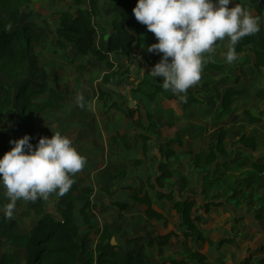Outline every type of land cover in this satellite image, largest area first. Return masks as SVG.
<instances>
[{
    "label": "crops",
    "instance_id": "1",
    "mask_svg": "<svg viewBox=\"0 0 264 264\" xmlns=\"http://www.w3.org/2000/svg\"><path fill=\"white\" fill-rule=\"evenodd\" d=\"M59 1L28 2L30 9L26 16H32V43L38 47H34L30 62L40 67L42 58L51 61L44 65L47 73L42 80L26 75L25 79L33 89L53 87L64 94V99L54 102L53 109L36 113L34 130L28 135L35 146L41 136L51 138L53 132L59 131L71 138L74 147L86 157L85 167L74 177L73 220L79 239L86 240L92 264H99L98 252L109 253L116 245L123 251L121 264H162L166 259L183 258L187 247L199 251L205 260L200 263L188 260L185 264H242L250 253H253L252 264H259L264 258V172L248 167L230 169L220 182L211 185L210 177L205 176L202 168L194 166L193 153L206 151L208 143L224 129L225 148L233 151L231 163H237L248 154L264 155V118L250 123L243 113L247 109L253 116L264 115V66L254 65L250 49L237 52L238 59L228 64L224 58L228 43L221 41L208 58L222 64V72L203 70L199 82L187 90L186 100L181 98L185 94H174L173 99L157 94L154 99L146 100L142 92L157 85L148 72L160 60L147 51L148 45L157 42L154 33L142 24L139 44L127 58L131 63L130 77L121 80L119 86L106 84L102 77L109 70L102 60L91 54L78 55L69 43L62 46L56 42L58 48L53 45V38L57 41L58 12L62 11L54 5ZM65 1L76 10L73 0ZM250 1L241 0L253 15L255 10L248 6ZM97 2L94 16L97 46L105 49L112 34L113 16L106 13L108 0ZM39 6L47 7L46 13L41 14L43 20L37 19L40 14L35 13ZM50 10H55V25L49 28L45 14L52 17ZM100 20L104 21L102 26L98 25ZM228 69L236 74L237 80L232 81L226 74ZM140 81H143L141 85ZM231 85L244 88L245 93L235 98L229 114L219 116L224 91ZM136 88L142 92L135 91ZM99 91H103L100 96ZM168 92L173 94L171 90ZM77 94H83L84 108L77 105ZM32 98L42 106L47 94L37 92ZM245 102L252 106L243 105ZM14 112L15 109L8 110L0 117L2 130L3 126L20 121ZM3 133L6 134L1 142L3 155L7 152L5 140L25 135L4 130ZM242 134L258 137L262 142L259 150L240 149L237 141ZM225 159L226 156L220 154L217 162ZM161 163L165 167H161ZM215 170L221 172L223 166L215 162L211 172ZM164 171L170 175L162 178V187H159L157 179ZM85 188L89 191L83 192ZM233 192L234 197L230 198ZM169 193L172 198L168 197ZM191 196L197 199L194 212L200 216L198 227L206 238L204 242L182 235L181 220L171 207L174 199ZM0 197L8 201L6 196ZM144 197L150 204L143 201ZM87 199L88 218H84L81 209ZM39 200L43 202V209L57 219L68 208L69 201L64 195ZM18 201L21 207L26 204L32 207L29 214L32 222L28 226L24 222L21 225L28 231L36 221L35 202ZM211 201L219 204H209ZM156 213L160 217L154 215ZM104 229L111 234L101 241L99 235ZM169 233L167 242L160 244L155 240Z\"/></svg>",
    "mask_w": 264,
    "mask_h": 264
},
{
    "label": "trees",
    "instance_id": "2",
    "mask_svg": "<svg viewBox=\"0 0 264 264\" xmlns=\"http://www.w3.org/2000/svg\"><path fill=\"white\" fill-rule=\"evenodd\" d=\"M29 0H0V14L3 10L8 13L7 20L0 19V72L9 77L10 84H7L5 94H3L2 86H0V117L10 108L16 106L19 114V122L12 126L5 125L3 130L12 134H28L34 130L35 115L39 111H48L53 109L54 102L64 99L62 91H58L53 87L47 89H33L29 81L25 79L26 69L31 58V44L33 37L30 28L22 29L17 27L20 14ZM77 6L76 10H62L58 12L59 23L55 29L57 42L60 45L71 44L78 55L91 54L95 58L103 61L109 72L105 73L102 80L106 84L119 86L120 81L130 77L131 63L127 61L128 56L138 46L139 35L141 34L142 23L138 22L133 14L137 0H108L106 13L112 15L111 31L112 34L108 38L105 49L97 46V29L94 23V16L98 9L97 0H73ZM251 8L255 10L254 16L260 18V31L254 35L245 36L235 46L237 52L250 49L254 54V65L257 68L264 66V0H251ZM9 22L15 24V27H9ZM228 46V45H227ZM227 48V47H226ZM214 53V52H213ZM212 54V53H211ZM114 55V57H110ZM155 58L161 59L162 54H155ZM210 54H205L208 57ZM126 59V60H125ZM214 70L222 72L223 65L208 61L203 70ZM157 85L152 90L142 92L140 88L135 91H141L149 100L155 98L157 94H161L167 99L175 98L174 94L162 88V79H156ZM237 80V77L232 81ZM11 82H20L18 87H13ZM143 81L139 82L141 85ZM207 83V82H206ZM37 92H46L47 99L41 106L32 96ZM245 93L244 88H237L234 85L227 87L221 101L220 115L229 114L232 111V104L236 97ZM103 91H99V96ZM185 95H189V91ZM130 111L127 112L129 114ZM243 113L248 117L250 123L261 122L264 115L259 114L253 116L249 110L245 109ZM225 130L221 129L214 141L208 143L207 150L204 152L193 153V163L197 168H202L206 177H210L209 184L213 185L222 179L226 170L248 167L258 173L264 172V155L258 157L252 154L244 156L237 163H231V154L225 148L224 144ZM242 150L250 149L252 152L259 150L262 145L261 140L254 134H242L238 141ZM32 143V142H31ZM4 148L0 141V151ZM192 153V152H191ZM226 156L223 162H217L218 155ZM216 162L217 166L222 165L223 171L211 172ZM161 167H165L161 163ZM170 175L168 171H164L157 179V185L162 187L161 180L163 177ZM76 187L72 185L70 191L64 196L68 199V208L63 210L61 218L57 219L49 212L43 209V202L39 200L34 203L36 221L31 225L28 232L16 230L17 219L5 218L3 212H0V233L7 240L15 244L19 249L27 252L25 264H76L80 256L86 257V264L93 263V257L87 251L85 239H79V232L74 216V197L72 193ZM89 189H84L83 192ZM233 192L230 198L234 197ZM159 196L163 194L158 193ZM169 198L171 193L168 194ZM83 198V197H82ZM206 199V195L204 196ZM143 201L150 204V201L143 198ZM9 201L0 197V206L3 208ZM196 196L178 198L172 201L171 207L176 210L183 227L182 235L185 238H195L204 242L206 238L202 235L201 229L198 227L200 216L195 214ZM209 204L217 205L218 202L211 201ZM208 204V205H209ZM89 205L88 199L85 206L81 209L82 216L88 218L86 208ZM150 213V212H149ZM160 217L159 214H154ZM111 231L104 229L99 238L101 241L108 238ZM171 234L155 238V240L163 244L167 242ZM154 240V239H153ZM253 253H250L242 264H252ZM123 259V251L119 246H114L108 252H98L99 264H121ZM188 260H196L199 263L204 262L205 256L197 250L190 248L185 249V256L180 259H166L162 264H185ZM0 264H17L14 262V255L5 254L1 258ZM259 264H264V258L259 260Z\"/></svg>",
    "mask_w": 264,
    "mask_h": 264
},
{
    "label": "clouds",
    "instance_id": "3",
    "mask_svg": "<svg viewBox=\"0 0 264 264\" xmlns=\"http://www.w3.org/2000/svg\"><path fill=\"white\" fill-rule=\"evenodd\" d=\"M132 11L157 38L147 51L162 54L148 74L178 96L199 82L209 61L205 53H213L217 41L228 39L224 58L232 64L238 59V42L260 31V18L235 0H137ZM76 103L85 107L83 94H77ZM30 140L28 134L10 140L13 147L0 157V186L9 201L0 211L7 219L14 217L18 200L36 202L68 193L86 165L71 138L59 131L51 138L41 136L35 146Z\"/></svg>",
    "mask_w": 264,
    "mask_h": 264
},
{
    "label": "rangeland",
    "instance_id": "4",
    "mask_svg": "<svg viewBox=\"0 0 264 264\" xmlns=\"http://www.w3.org/2000/svg\"><path fill=\"white\" fill-rule=\"evenodd\" d=\"M235 2L238 3V4H240L241 6H243L246 10L251 11L248 7H245L244 5H242L241 0H235ZM233 6H234V3L229 5V7H233ZM248 6L250 7L249 4H248ZM54 7H57V9H60V10H70V11H73L74 10V7H72V5L69 2L65 1V0L59 1V4L56 3L54 5ZM39 8L40 9L39 10H36L35 13L36 14L37 13L40 14L37 17V19L43 20L44 18L41 17L42 16L41 14L42 13H46L45 9L47 7H44V6L41 7V6H39ZM29 9L30 8H29L28 3H27L25 5V7L22 9V12L20 14V18H19V21H18V24H17V27L18 28H20V29H22L24 27L30 28V25L32 24V22L30 21V19L32 18V16L29 15V14L26 16V14H27V12H28ZM49 12L51 14H53V16L52 17L51 16L48 17L47 14H45L46 15L45 16L46 17L45 19L48 20V24H49V28H50V27H54V25H55V18H54L55 13H53V12H55V10H50ZM7 18H8V13L5 10H3L1 12V14H0V19L3 20V21H5V20H7ZM103 24H104V21L103 20H100L98 22V25H100V26H102ZM9 27H12L13 28V27H15V24H11V22H9ZM53 39H55V41L52 40V42H54L53 45H55L56 48H58V45L56 44V42H57L56 41V38H53ZM223 42H224L225 45H227L226 43H228V39L225 38L223 40ZM220 44H221V41H217L216 46H215V49ZM31 45L33 47L32 50H31V52H30L31 53V57H32L33 56V50H34V47L35 46L33 45V43ZM35 48H38V47H35ZM205 54H207V53H205ZM42 59L43 60L41 61L42 63L40 64V67H36L37 65L35 64V62H33V63L30 62L29 63V66L26 69V77L31 78V79H35L36 81L43 79L44 75L47 73L44 65L47 62L51 61V59L46 58V57H44ZM36 63H37V61H36ZM226 74L228 76H230L231 79H234V77L236 75L232 71L230 72L229 69L226 71ZM7 84H10L9 77L0 72V86H2L3 94H5V90H6ZM19 84H20V82H11V85L14 88L15 87H18ZM145 99L146 100H149L147 97H145ZM243 105L250 106V107L252 106L248 102H245ZM243 105L240 104V107L243 106ZM16 108L17 107L14 106L13 108H10L9 110L12 111V109H15L14 115L17 117V115H19V114L17 113ZM5 136H6V134L3 133L2 126L0 124V141L1 142L3 141V139H4ZM10 140H12V139L5 140V142H4V147L6 148L7 151H9V149H11L13 147V145L9 143ZM2 155L3 154L0 153V157H2ZM4 191H5V189L2 186H0V195H2V196L4 195L5 196V192ZM19 203H21V201L20 202L17 201V204L18 205L16 206L15 213H14V217L13 218H16V219L19 218V220H18L19 223L17 222L16 230H18V231H22V230L25 231L24 228H22L21 225H23L25 223V226H28L32 222V217H31V215H29L30 212H31L32 207L29 204H26L25 206H22L21 207V206H19ZM0 209H2L1 206H0ZM21 220H23V221H21ZM5 254H12V255H14V262L15 263L20 264L21 262H23L25 264V261H26V258H27V252L25 250H23V249H19L15 244H13L9 240H7L0 233V263H1L2 256L5 255ZM76 264H86V257L85 256H80L78 258Z\"/></svg>",
    "mask_w": 264,
    "mask_h": 264
}]
</instances>
